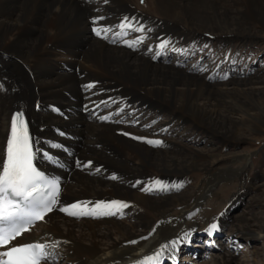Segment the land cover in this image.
Segmentation results:
<instances>
[{
  "label": "bare ground",
  "instance_id": "6f19581e",
  "mask_svg": "<svg viewBox=\"0 0 264 264\" xmlns=\"http://www.w3.org/2000/svg\"><path fill=\"white\" fill-rule=\"evenodd\" d=\"M121 21L131 27L121 29ZM251 24L264 29V0H0V146L12 114L22 113L37 150L35 165L62 181L55 209L16 245L54 243L41 264L61 256L66 264H137L157 251L159 259L146 264H188L189 254L198 257L211 246L213 253L222 226L211 234L195 227L222 218L216 216L220 183L242 176L250 157L182 147L150 122L165 113L220 142L258 136L264 133V75L209 83L188 68L167 66L159 50L168 60L189 40L248 35ZM176 55L172 61L181 60ZM146 111L154 114L150 122L141 120ZM174 146L186 155L167 153ZM228 157L234 168L208 171ZM189 169L209 172L195 195L168 194ZM241 191L231 192L235 200ZM249 198L264 206L262 190ZM113 200L127 206L95 208ZM77 202L80 207L68 208L76 215L59 211ZM228 220L247 242L264 239L263 212L244 205L235 219L220 222ZM228 237L223 242L234 246ZM210 257L215 264L235 262L230 250ZM245 260L264 264V253Z\"/></svg>",
  "mask_w": 264,
  "mask_h": 264
},
{
  "label": "rangeland",
  "instance_id": "374dc122",
  "mask_svg": "<svg viewBox=\"0 0 264 264\" xmlns=\"http://www.w3.org/2000/svg\"><path fill=\"white\" fill-rule=\"evenodd\" d=\"M250 29L251 30L247 33L248 35L243 36L232 35L228 37L217 38L207 37V39L205 40L206 42L203 41L204 43H201L197 40H189V42L186 44V47H183V50L176 46L178 50L180 49L179 51L181 52L172 53L171 58H169L168 60L165 57L167 55V52H162L163 50H159L160 52L155 50L154 55L156 58L157 52L162 53L163 58L165 59L164 64H166L167 66L173 68L178 67L180 69L188 68L192 73H197L198 75L202 76V78H204L206 82L209 83L216 82L222 84L223 81L231 78L262 76L264 75V29L256 24H251ZM191 45H194V47L192 49H189L191 51L190 53V51H188L187 49L190 48ZM175 53L178 54L176 55L177 58H181L180 61H172ZM221 76H223L224 78ZM143 115H145V117ZM153 115L154 114L149 111L143 112L141 115V120L145 118L144 120L146 122H150ZM169 120V116H167L165 113L162 115H157L155 120H151L150 126L152 127V129L155 128L154 130H157L159 126H163L164 131L157 130V133L160 134L162 138L171 139V141L182 145V147L186 146L192 149L210 147L215 148V151L218 153V155L223 156L227 153H238L237 158H243L247 155L248 157H250L249 166L247 167L246 171L241 174L242 176L236 177L237 179H230V181L226 183H220L221 187L219 189V192L222 202L220 206L217 205L216 216L220 215L222 216V218L226 216L228 218L230 217V219H235V216H237V214L242 210L244 205H249V207L251 206L253 211L264 213V206L261 204H255L249 198L251 195L260 193L261 190L264 192V187L261 188L257 186L259 182H264V133L258 136H247L245 140L236 143H233V141L229 140H221L220 142L218 139L221 138H209V136L207 135L200 134L201 132L191 131L190 126H187L186 124L178 125L176 121L171 122ZM132 130H137V128L134 126ZM201 130L202 129H200V131ZM174 147L175 148H170V150H167V153L174 151L173 154L176 155L178 153L181 156H184V154L186 155V151H188L185 148L181 149L176 146ZM232 161L235 160H232L228 157L215 167L213 166L208 171L213 170L210 172L220 173L226 166L232 165V167L234 168L233 165L237 164H235L234 162L232 163ZM197 162L202 161L200 159H197ZM205 171L206 170L189 169V171L186 172L184 176V180L182 181V188L179 189L181 187L180 186L177 189H168L166 190L167 193L170 194L174 192L179 193L182 191H187L190 194L195 195L194 193L195 191L199 190L202 181H204V179H207L206 175H208L209 172L206 173ZM237 188H242L240 200H235L236 196H232L235 194H231V192L236 190ZM160 193L161 192H158V195ZM162 196H165V194H162ZM231 198L232 202L230 201ZM225 200L227 202H225ZM229 206H232L230 210ZM222 218L216 217L210 223H215L217 227L222 226V228L220 229L221 231L217 233L218 235H216L215 237L218 239L216 242L214 241V250L210 251H213V253H216L217 250L232 251L235 257V262L233 264H248L245 260L248 255L250 256L251 254V256H257L258 253H264L263 238H258V236L252 241L247 242L245 238H240L239 235H237L240 230H238L235 226H232L231 223H228L229 220L225 222V224L221 223L220 220ZM197 224L199 225L195 227V231L198 230L196 232L200 234L209 233L207 229L210 224ZM229 234L233 236V238L231 237V240L229 241H233L235 243L234 246H231V243L227 244V242H223V239H226ZM239 240L245 243H242ZM262 244L263 246H261ZM210 248H212V246ZM209 249H200L203 252H199L197 255L198 257H196V255L189 254L191 263L188 262V264H215L214 261L211 260L210 254L213 253L209 252ZM201 255L202 257H200ZM65 259V257L61 256L59 260L54 261V264H66Z\"/></svg>",
  "mask_w": 264,
  "mask_h": 264
},
{
  "label": "snow or ice",
  "instance_id": "6c2138e0",
  "mask_svg": "<svg viewBox=\"0 0 264 264\" xmlns=\"http://www.w3.org/2000/svg\"><path fill=\"white\" fill-rule=\"evenodd\" d=\"M127 18H125L126 20ZM95 23V21H93ZM131 27L121 21V29ZM92 31L101 35V31L93 28ZM166 41H162L158 47H163ZM104 119V117H101ZM127 135V133H125ZM143 139L142 137H133ZM149 144H159L160 141H147ZM37 150L34 149L28 126L22 113H13L10 119L6 143L0 146V247L7 246L10 242L27 231L36 221L44 218L45 214L53 209L57 203L59 192L58 180L47 176L34 164ZM51 161V157L47 156ZM154 185L157 182H153ZM126 207L122 201L97 202L95 208L101 207ZM76 204L60 207L59 211L69 215L68 208L76 209ZM95 214V213H94ZM102 214V213H101ZM216 224H210L207 231L211 234L216 229ZM151 235V233H149ZM135 243V241H130ZM170 243L175 244L176 241ZM49 247H55L46 243H24L9 246L0 251V264H41L47 261ZM165 246L161 245V249ZM162 252L157 251L153 256H146L137 264H146L148 261L158 260Z\"/></svg>",
  "mask_w": 264,
  "mask_h": 264
}]
</instances>
